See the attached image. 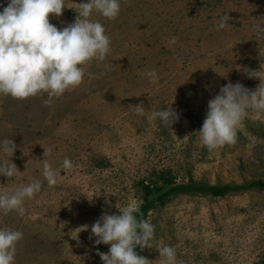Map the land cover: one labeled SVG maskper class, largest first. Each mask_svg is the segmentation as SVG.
<instances>
[{"label":"rangeland","instance_id":"obj_1","mask_svg":"<svg viewBox=\"0 0 264 264\" xmlns=\"http://www.w3.org/2000/svg\"><path fill=\"white\" fill-rule=\"evenodd\" d=\"M9 2L0 0V11ZM81 2L86 0H64L62 15L50 14V23L62 29L74 22ZM120 3L115 20L96 12L90 17L104 26L110 52L85 67L79 87L47 106V94L26 100L0 95V141L12 139L17 146L11 158L0 148V160L20 171L10 180L0 175V191L41 182V190L24 201V217L0 213V228L23 233L15 264H103L97 252L110 245L89 239L91 225L105 212L119 214L116 205L141 204V182L160 184L161 172L170 171L178 183L264 180V115L249 110L236 144L211 152L198 132L208 101L222 86L240 82L255 90L259 78H248L245 70L264 75V36L254 31L264 26V0ZM224 14L228 24L217 30ZM151 70L155 83L142 75ZM141 102L142 117L134 112ZM170 106L179 113L172 127L148 119ZM65 158L70 170L61 168ZM45 159L58 173L53 187L42 175ZM144 220L155 226L152 243L173 247L177 264H264V189L180 193ZM83 225L88 229L79 232ZM141 255L159 264L155 247Z\"/></svg>","mask_w":264,"mask_h":264},{"label":"clouds","instance_id":"obj_2","mask_svg":"<svg viewBox=\"0 0 264 264\" xmlns=\"http://www.w3.org/2000/svg\"><path fill=\"white\" fill-rule=\"evenodd\" d=\"M65 7L64 0H10L0 11V95L26 100L47 94L44 104L50 105L53 98L82 84L85 67L93 60L102 62L106 59L110 52V37L105 34L102 23L90 17L96 12L105 19L115 20L121 10L120 0L81 2L74 9L77 13L74 22L60 29L50 23V14L59 18ZM229 19L224 14L217 30L225 28ZM254 31L257 37L264 36V26L256 25ZM170 43H176V38L173 37ZM245 71L248 78H259L255 90L240 82H229L208 101L206 116L198 132L201 145L210 152L236 144L238 129L249 110L257 117L264 115V75ZM142 75L151 83L157 80L155 70ZM134 112L137 116L145 115L143 102L134 106ZM148 119L172 127L178 122L179 113L170 106L152 112ZM16 147L12 139L0 141V148L10 158ZM49 154L50 150H45L43 156ZM72 167L71 161L65 158L61 168L70 170ZM19 172L15 163L0 160V175L10 180ZM57 174L45 159L42 175L49 187L57 184ZM40 190L41 182L32 180L0 191V213L7 215L15 211L24 217L25 199H32ZM88 200L91 203L93 198ZM116 207L119 214L105 212L91 225L89 239L95 237V245H110L108 252H97L103 264H150L148 258L135 251L137 246L141 250L155 247L159 252V264H177L173 247L152 243L155 226L138 218V203ZM88 227L83 225L77 229L80 232ZM22 238L23 233L19 230L0 228V264H15L16 245Z\"/></svg>","mask_w":264,"mask_h":264},{"label":"trees","instance_id":"obj_3","mask_svg":"<svg viewBox=\"0 0 264 264\" xmlns=\"http://www.w3.org/2000/svg\"><path fill=\"white\" fill-rule=\"evenodd\" d=\"M158 178L161 183L155 186H150L141 182L143 187V200L140 205V213L137 214L138 218L145 219L150 210L159 205H164L173 196L186 193V194H205L211 196H224L229 192H238L248 189H264L263 179H254L247 183H224V184H210L202 181H194L189 179L187 182H176L174 175L170 171L161 172ZM135 251L141 255L142 250L139 246Z\"/></svg>","mask_w":264,"mask_h":264}]
</instances>
